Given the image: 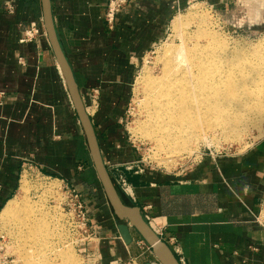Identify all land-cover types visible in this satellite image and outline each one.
I'll return each instance as SVG.
<instances>
[{
  "label": "crops",
  "instance_id": "1",
  "mask_svg": "<svg viewBox=\"0 0 264 264\" xmlns=\"http://www.w3.org/2000/svg\"><path fill=\"white\" fill-rule=\"evenodd\" d=\"M6 1L0 0V214L25 194L23 179L31 165L33 175L64 179L81 192L101 235L88 249L101 264L137 263L145 256L150 261L152 247L136 227H130L131 244L121 236L118 225L129 220L115 214L96 172L46 30L42 0H10L14 12ZM108 1L51 0V7L124 203L164 227L160 235L149 224L182 264H264V227L255 220L264 195V138L243 153L207 155L169 171L148 167L127 137L124 122L139 62L164 40L188 0H130L114 28L105 20ZM31 22L42 33L21 42ZM121 174L133 194L118 184Z\"/></svg>",
  "mask_w": 264,
  "mask_h": 264
},
{
  "label": "rangeland",
  "instance_id": "2",
  "mask_svg": "<svg viewBox=\"0 0 264 264\" xmlns=\"http://www.w3.org/2000/svg\"><path fill=\"white\" fill-rule=\"evenodd\" d=\"M178 18H181L183 22L180 27L175 28L173 23ZM207 32L214 36L213 47L226 51L229 57H237L243 53L254 57L253 52L259 47H264V0H188L186 6L179 9L173 18L164 40L140 60L132 84L131 99L124 124L127 137L136 149V155L150 168L176 171L207 155L243 153L264 138V119L261 120L256 115L253 101L248 105L240 102L239 105L234 106L236 111L233 114L238 115V124L241 128L236 138L230 129L222 126L202 127L198 130L196 138L190 139L187 148L189 150L173 152L167 147L165 151V147L161 145L164 151L161 147L157 148L160 143L156 135L142 132L145 128L143 125L147 124L146 119L149 120L146 102L150 100L152 92L148 91V85L144 82L143 84L141 78L144 75H149L153 79H159L160 76L162 78L168 65L164 67L167 63L164 60L165 56L170 57L172 62H176L175 64L180 63L182 67L187 68L189 65L185 64L187 62L182 61V58H176L175 54L171 56L166 54L167 46H172L173 49L181 46L180 48L187 50L185 52H189L197 46L196 44L206 45L211 41ZM44 177L50 176L44 175ZM50 178L48 184H45L44 180L38 181L31 171L25 172L23 179L25 194L17 198L18 202L20 201L19 209L12 216L0 217V230L7 234L10 251L18 258L20 264H101L95 254L82 251L74 244H70L68 240L66 241L67 235L59 225L61 217L57 205L60 199L57 196L60 195L50 193L54 190L53 187H61L62 181L57 180L58 178ZM116 187L119 191L117 185ZM53 196L56 197L52 199ZM43 223L42 229L40 225ZM47 243L49 244L46 247ZM153 256L151 254L150 261L161 264ZM146 260H148L147 256L137 263L128 261L118 264H143Z\"/></svg>",
  "mask_w": 264,
  "mask_h": 264
},
{
  "label": "bare ground",
  "instance_id": "3",
  "mask_svg": "<svg viewBox=\"0 0 264 264\" xmlns=\"http://www.w3.org/2000/svg\"><path fill=\"white\" fill-rule=\"evenodd\" d=\"M182 22V19L178 18L173 25L177 28ZM207 36L211 41L206 45L196 44L197 46L189 52H185L187 50H183L185 48L182 49L181 46L178 49L167 46L166 54H175L176 58H182V61L189 65H185L187 68L182 67L180 63L175 64L170 57L165 56L167 63L164 62V67L168 65L165 75L163 72L164 77L153 79L144 75L141 78L142 83L148 85V91L152 92L150 100L147 98L146 102L149 120L146 119L147 124L143 125L145 128L142 132L156 135L160 143L157 148L164 146L165 151L168 148L173 152L189 150L187 148L190 139L194 138L202 127L222 126L230 129L236 138L241 128L238 115L233 113L236 111L234 106L240 102L248 105L253 101L256 115L261 120L264 119V47L253 50L254 57L245 53L229 57L226 51L213 47L214 36L211 33L207 32ZM164 147H161L163 151ZM19 202L17 198L9 201L0 217L14 215L19 209ZM40 226L43 229L44 223Z\"/></svg>",
  "mask_w": 264,
  "mask_h": 264
},
{
  "label": "water",
  "instance_id": "4",
  "mask_svg": "<svg viewBox=\"0 0 264 264\" xmlns=\"http://www.w3.org/2000/svg\"><path fill=\"white\" fill-rule=\"evenodd\" d=\"M42 2L46 30L57 60L63 70L64 76L69 86L72 100L77 109L81 123L85 129L96 172L115 211V214L121 221L129 220V223L120 222L118 225L123 240L126 242V244H131L133 242V235L131 233L130 227H136L143 238L146 240V242L152 247L154 256L157 261H159L161 264H182L175 253L172 251L170 246L152 229L149 223L143 218L140 209L136 206H129L124 203L105 164L95 127L93 125L91 117L88 114L80 88L75 78L74 71L59 41L54 23L51 0H42ZM143 264H156V262L147 261Z\"/></svg>",
  "mask_w": 264,
  "mask_h": 264
},
{
  "label": "built area",
  "instance_id": "5",
  "mask_svg": "<svg viewBox=\"0 0 264 264\" xmlns=\"http://www.w3.org/2000/svg\"><path fill=\"white\" fill-rule=\"evenodd\" d=\"M130 0H109L105 13V20L110 28H114L117 22L118 13L122 10V8L128 4ZM7 9L9 12H14V4L9 0L6 1ZM42 29L41 26L37 22H31L30 25L24 29L23 36L20 39L21 42H30L37 40L41 35ZM215 157V156H214ZM27 171H32L31 165H27ZM117 169V168H113ZM118 170V169H117ZM26 171V172H27ZM36 179L44 180L45 184H48V180L50 177H44V175L40 173L34 174ZM61 180V187H53L54 190L50 191V193L57 194L60 196V200H58V208L60 210V221L59 225L61 229L67 235L66 241L70 244H74L75 246L82 249V251L89 252V246L93 243L97 238L100 237L99 231L95 222L93 221L92 211L87 205L85 199L81 192L68 184L64 179ZM118 184L121 188L127 193L133 194L130 183L128 179L121 174L119 179H117ZM56 196H53L54 199ZM149 224L157 230V232L162 235L164 227L156 222L155 218L151 215H146ZM255 220L258 224L264 227V195L260 202V211L255 216ZM7 234L0 230V264H20L18 258L10 251L8 246L9 241L6 238ZM175 242L174 239H171ZM252 249L256 250V247H252ZM252 264V263H248Z\"/></svg>",
  "mask_w": 264,
  "mask_h": 264
}]
</instances>
